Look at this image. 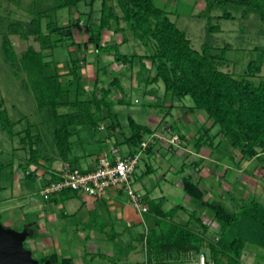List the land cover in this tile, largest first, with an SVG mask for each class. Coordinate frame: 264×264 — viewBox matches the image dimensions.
<instances>
[{
  "label": "crops",
  "instance_id": "obj_1",
  "mask_svg": "<svg viewBox=\"0 0 264 264\" xmlns=\"http://www.w3.org/2000/svg\"><path fill=\"white\" fill-rule=\"evenodd\" d=\"M109 2L115 6L116 14L121 16L122 12L116 6L117 2L115 0H110ZM81 21L84 23L85 20L81 19ZM115 22L112 20L110 25L102 30V44L117 43L120 50L121 45L138 40L134 38L128 23H125L126 21L121 19L119 22ZM88 38L89 35L84 31V28L81 30L74 29V39L77 44L86 42ZM70 49L77 51L78 57L85 56V65L82 69L84 90L79 93L81 98L89 97L96 90L95 81L99 67L105 62L103 66L106 65V68L100 71L102 75L100 76L98 87L100 89L112 88L110 92L112 100L120 101L124 99V94L128 92L127 89L134 86L136 88L139 87L142 93L148 96V104L150 106H159V102H163V106L168 107L165 114L162 112L150 115L145 114L142 110H137L138 112L135 110L140 121L133 114H129L126 126H122L117 118L112 120L110 124V128L115 132H122V129L129 125V116H132L136 122L152 129V134L158 136L157 139L154 137L155 141L152 143L151 148L143 152L141 156L139 163L144 160L146 165L145 169H142V175H146V177L152 175L154 170H156L153 162L159 161L160 172H162V174L159 173L160 180H164L165 183L180 182L182 187V180L186 175L190 176L199 185L201 181H207L209 184L205 185V188L201 186L205 191L206 199L223 202L230 210H235L237 206L250 203L254 199H258L264 204L263 163L258 157L243 158L238 150H234L230 146L227 139L218 134V131L212 133L215 127L209 133H205L203 137H200L202 125L207 123L208 126H211L212 122H207L206 114L203 111L191 110L190 106L192 104L185 101L188 96L178 99L168 93L165 88L160 96V92L151 86L159 81L150 80L146 77L148 71H153L152 78L156 74L151 59L143 58L140 60L138 58L139 61L135 59L132 65L117 61L113 54H103L100 58L102 61L99 62V55L92 44L84 51L76 50V46H71ZM139 53L137 54L147 55L144 52ZM67 61L64 63L59 60V72L62 74L69 70L68 64H66ZM110 69L113 71L109 72ZM71 78V76H67L64 77V80L67 82ZM143 83L147 84L145 89L141 88ZM127 102L128 100L126 99ZM155 102H158V104ZM123 106H131V102L129 101L128 104H116L112 110L105 107L102 113L106 118L108 116L117 117L116 109ZM64 108L69 110L68 107ZM62 111L64 110L62 109ZM164 120L169 125H174L173 130L175 132H180L184 135L186 143L183 142L181 145H176L167 141L169 139L167 135L170 133L161 128ZM150 123L152 125H148ZM79 126L74 127V134L71 138L73 146L69 160H63L60 156L59 150L54 144V136L53 139L49 137V150L46 151L49 155V161L40 160L39 167L32 164L26 168L25 163L29 157V151L22 143L13 148L14 153L15 150L17 152L23 150L25 155L18 161L14 160L11 165L16 176L12 190L13 194L18 198L15 204L8 202L6 210L11 218L7 217L5 219V225L18 231L27 232L25 241L28 240L29 247L26 248L32 251V256L33 250H36L44 255L42 259L49 257V261L52 264H85V260L88 257H90L91 262H95V256L101 257L114 254L113 245H118L123 239L127 240L126 244L131 246L130 252L134 253L136 246H133V241L137 235H140L141 243L144 246V254L142 260L134 262L135 264H195L198 261L197 256L201 254L205 255L207 264H213L212 245L219 237V227H217L218 223L213 213L205 206L200 208V210L203 208L206 210L203 211L205 213L203 215L204 221L209 222V226L217 232V235L211 236V239L202 237L204 245H199L192 239V237L195 239V236H193L195 234L192 233L194 230L192 231V229H196L195 220L199 219V217H194L192 212L195 209L184 206L188 202L191 204V202L195 201L190 196H187L183 205L181 199L173 196L174 204L172 206L164 194L163 185L165 183L161 185L159 182L154 183L155 185L147 186L146 182H144V176L141 178L140 188L145 190L143 192L145 201L148 204V201H151V204L153 202V204L161 203L157 211L151 209L148 213L138 212L129 203V199L125 197L124 191L118 189L111 190L106 197H97L66 189L56 193L49 199H44L45 202L39 199L32 200V198L27 200L22 195V185L18 180L30 177L38 180L43 186L48 180L58 179L59 172L67 163L82 171L92 170L96 166L100 154L107 150L100 149L98 154H95L91 149L85 148L86 145L83 144L82 138L79 137ZM37 127H40L39 122ZM101 127L103 129L107 127L103 124V121L99 123V128L97 129L101 131ZM97 129H93L94 133L100 132ZM15 130L22 131L24 129L19 130L15 126ZM50 132L51 130H49ZM128 132L129 130L123 133V139L119 140L116 138L115 141L117 145L122 144V148H120L121 146L118 147L123 155H129L138 150V147L129 141V137L132 135L131 128L129 134H127ZM22 135H16L12 138L22 137ZM50 135L52 134L50 133ZM160 135L163 137L162 139L159 138ZM110 137L113 136L106 134L104 137L97 136L95 140L111 143ZM214 137L218 143H214V140L208 143V140ZM206 138L208 139L207 141L205 140ZM198 142H201L200 146L197 145ZM163 144L165 148L162 146ZM164 150H167L166 153ZM1 151L3 150L0 148ZM168 154L170 155L169 157ZM139 163L132 174L136 173ZM178 165L180 168H178ZM30 171H34V174L29 175ZM172 171L177 178L176 181L175 177L173 180L167 177ZM179 172L183 174L182 177L177 175ZM156 189L160 193L154 195ZM173 209V214H170L171 212L166 213ZM15 219L18 221L16 222ZM185 225L186 227H184ZM203 226L205 227L206 225L203 224ZM140 229L143 232H139ZM74 238L77 244H71L68 240ZM205 245H207L206 248H203ZM208 249H210L211 253L208 252ZM242 264H264V248L247 243L242 256Z\"/></svg>",
  "mask_w": 264,
  "mask_h": 264
},
{
  "label": "trees",
  "instance_id": "obj_2",
  "mask_svg": "<svg viewBox=\"0 0 264 264\" xmlns=\"http://www.w3.org/2000/svg\"><path fill=\"white\" fill-rule=\"evenodd\" d=\"M81 1H90L91 5L95 3V0H66L55 9L67 5L77 6ZM109 1H102L103 12L97 30L92 23L85 21L83 23L81 19H78L66 25L50 21L45 32L42 27L44 13L40 12L36 18L28 22L20 20L11 22L8 32L3 36L5 58L15 69L18 78L22 77L20 72L25 74L23 81L27 90L33 93L38 109L42 111L44 108H51L52 110L54 128H51L52 133H50L54 136V144L62 159L69 160L74 127L90 125L96 130L99 128V123L106 118L102 113L103 108L112 110L116 104L129 102L126 103L125 98L114 101L110 98L112 88L98 87L102 75L100 71L106 68V65L99 67L95 81L96 90L89 97H80V91L84 90L82 69L85 65V56L68 60L66 64L69 70L64 74L59 72V60L46 59L45 51L51 50L50 55H53L55 48L67 38L72 41L71 46H76V50L84 51L90 44L94 45L99 55V62L103 54H113L117 61L132 65L137 58L151 59L156 71L153 80H162L166 91L178 99L190 96L194 102L190 106L191 110L203 111L207 122H212L211 126L207 123L202 125L200 137L218 125V134L227 139L234 150H238L243 158L258 157L264 166V75H262L264 62L251 60L241 72L226 70L224 67H228L233 61L228 54H225L226 47L217 48L204 44L201 50L193 48L191 40L172 20L169 12L158 7L154 0H115L116 6L122 12L121 16L116 14L115 6L110 5ZM226 1L235 2L246 10L258 13L264 22V0H211L206 4V9L210 10L215 3ZM220 17L231 18L233 15L225 12ZM121 19L128 23L134 38L145 44L155 41L156 48L153 53L123 54L117 43L102 44V30L108 27L112 20L119 22ZM207 26L209 30L220 29L219 26L209 24ZM82 28L88 33L89 38L86 42L77 44L74 39V29ZM10 35H18L22 39L34 36L40 49L30 45L19 56ZM261 51L264 52V50ZM67 76L72 78L66 82L64 77ZM3 102V99H0L1 127L11 137L23 134L21 143L29 151L26 168L32 164L39 167L40 160L49 161V155L46 153L49 150V143L44 141V130L38 127L37 130H33L32 124H28L24 130L16 131L15 126L21 119L12 121L8 110L2 108ZM61 107H68L69 110L61 112ZM162 125L171 136L170 130L174 128V125H169L166 120L162 122ZM129 126L132 130L129 141L137 146L138 150L124 156L140 152L144 141H148V147L144 152L147 151L155 138H158L157 135L152 134V129L139 124L132 116H129ZM177 133L181 140L178 145L186 143L184 135ZM147 134L151 140L146 136ZM112 144L118 147L115 142ZM197 145L200 146L201 142ZM33 174L34 171L29 172V175ZM182 183L186 193L202 206L207 207L218 223L219 237L212 245L213 264H242L247 243L264 248V204L258 199L230 210L223 202L206 199L204 189L190 176H184ZM148 202L149 206L151 205L150 210L157 211L161 206V203ZM170 212H174V209L166 213ZM41 260L40 262L43 263L49 260V257Z\"/></svg>",
  "mask_w": 264,
  "mask_h": 264
},
{
  "label": "rangeland",
  "instance_id": "obj_3",
  "mask_svg": "<svg viewBox=\"0 0 264 264\" xmlns=\"http://www.w3.org/2000/svg\"><path fill=\"white\" fill-rule=\"evenodd\" d=\"M63 1L66 0H0V99H3L4 101L2 108H6L8 110L10 118L13 121H19L21 119V121L16 125V128L19 130L27 128V123L32 124L33 130H37V126L35 124H38L39 122L40 127L38 128H40V130L42 131L44 130L45 132V143H49V136L51 139H53V134L50 135L49 133V130H51L52 133L51 128H54V116L51 113L52 110L51 108H44V110L42 111L38 109V105L33 93L27 90L23 81L25 74L23 72H20L22 77L18 78V76L15 74V69L5 58L3 36L8 32V27L11 22H15L18 20L28 22L31 19L36 18L38 13L40 12L44 13V16L42 18V27L45 32L47 31V24L50 21L56 22L60 25H66L78 19H84L86 22L92 23L95 30L99 28L103 12V0H95V3L93 5L90 4V1H81L77 6L67 5L55 9L58 5H61ZM154 1L158 7H161L169 12L172 20L177 23L178 27L182 29L191 40L193 48L201 50L204 44H209L210 46L217 48L226 47L225 54H228V57L233 61L229 63L228 67H224V69L241 72V70H244L248 62L251 60H259L264 62V52L261 51L264 50V22L261 20L258 13L246 10L241 5L230 1L215 3L210 10L206 9V4H208V2H210L211 0ZM109 4L113 5V3L110 2ZM225 12H230L233 17H220V15L224 14ZM113 22L116 23L114 20ZM208 24L210 26H219L220 29L209 30L207 26ZM126 26L128 25L126 24ZM25 29L26 28H24V30ZM55 37L56 36H54V38ZM10 38L19 56H21L30 45H33L38 50L40 49V45L35 40L34 36H30L28 39H22L18 35H10ZM71 43L72 41L66 38L62 42V44L55 48L53 54L55 57L50 55V53L52 52L51 50H46V59H59L65 63L66 60L70 61L71 59L78 58V52L72 51L70 49ZM155 48V41H149L148 44H145L140 40H135L121 45L120 52L129 55L139 52L151 54L154 52ZM103 63L105 64V62ZM103 63L101 64V67L103 66ZM111 70L112 69H110L109 72ZM151 75H153V71H148L146 77L150 80H153ZM262 75H264V65ZM146 85L145 83H143L141 88L145 89ZM151 86L159 91L161 96V92H163L165 88L164 82L162 80H159L158 83H154ZM127 90L128 92L127 94H124V97L131 102V106H123L122 108H117V117L108 116L107 118H105L103 120V124L107 126L106 129L101 128V131L100 129H97L98 132H100L94 133L90 125L79 126V137L82 138L83 144L86 145L85 148L91 149L93 153L98 154L100 149L108 150L109 145L111 143H114L116 141V138L119 140L123 139V133L128 130L130 132V127H128V125L127 127L122 129V132H115L110 128V124L112 123V120H115L116 118L119 120L122 126H126L128 124V115L133 114L134 117L138 118L137 112L140 110H142L145 114L147 113L150 115L160 114L162 112L163 114L166 113L168 107L163 106V102H159V106H150L148 104V96L144 95L145 93H142V90L139 87L136 88L132 86ZM162 95L164 96L163 93ZM161 100L163 101V99ZM185 101L187 103H191L192 105L194 103L190 96H188ZM156 104H158V102ZM62 109L64 111L68 110L64 107H61V111ZM135 110L138 111L136 112ZM138 119L140 121V118ZM152 119L153 118L151 116V120ZM170 122H172V120H170ZM148 125H152V123ZM161 128L162 130H165L163 125H161ZM214 129L212 130V133L218 131L219 126L217 125ZM129 132L127 134H129ZM106 134H111L113 136L110 137L112 140L111 143L95 140L97 136L104 137ZM146 136L149 138V140H151L148 134ZM168 137L170 138V135H167V138ZM205 140L207 141L208 139L206 138ZM212 141L214 143L216 142V144L218 143V141L215 140V137L211 140H208V143H211ZM19 145H21V137L18 136L15 139L12 138L8 134V132L2 129L0 123V148L3 150L0 152V222L4 224L7 217L11 218L6 210L8 202L10 204H15L16 199L18 198L13 194L12 190V186L15 182L16 176L11 165L13 164L14 160L18 161L25 155V151L23 150H21L20 152H17L15 150L14 153L13 148ZM118 146H121L120 148H122L121 143L118 144ZM162 146L164 147L165 145L163 144ZM166 151L164 150L165 153ZM169 156L170 155L168 154V157ZM16 157L17 159H15ZM158 162L159 161L153 162V166L156 170H154L153 174L149 175V177H146V175H142V169H145L146 167L144 160L139 163V167L137 168L136 173L131 175L132 184L135 189H137L138 191L140 190L139 192H145L144 189L140 188V180L143 176L144 182H146L147 186H152L155 185L154 183L159 182L161 183V185L165 183L164 180L162 181L159 179V175L162 174V172H160V165L158 164ZM178 168H180L179 165ZM181 174L182 173L179 172L177 175L182 177L183 174ZM167 177L173 180L175 177L174 172H170ZM176 180L177 178L175 177V181ZM18 182L22 185V195L27 200H30V198H32V200L39 199L40 201L45 202L44 198L40 194L42 184L38 180H34L33 178L29 177L26 179L18 180ZM208 184L209 183L207 181L200 182V186H202L203 188H205V185ZM163 188L164 194L167 196V200L172 206L174 204L173 196L181 199L183 205L186 201L185 198L189 196L182 185H180V182L165 183L163 185ZM157 193H160L158 189L155 190L154 195ZM125 197L128 198L126 194ZM6 199L9 200L4 201ZM194 201L195 202H191V204L190 202H188L184 206L190 207L193 210L195 209V211L192 213L194 214V217H199V219L197 218L195 220L196 229H192V231L194 230L192 233L195 234L193 235L195 236V239L194 237H192V239L195 240L197 244L204 245L202 237L211 239V236L217 235V232L209 226L208 221H204L203 215L205 213L203 211L206 210H204V208L200 210V208L203 207L202 204L196 200ZM201 212L202 214H200ZM173 213L174 212H171L170 214ZM15 221L17 222L18 220L15 219ZM203 224L206 226L204 227ZM184 227H186V225ZM139 232H143V230L140 229ZM204 234L208 236H205ZM135 238L136 239L133 241V246H136V250L134 253L130 252L131 246L126 244L127 240L123 239L119 242V244L117 243L118 245H113L114 254L104 255L101 257L95 256V262H91L90 257H88V259L85 260V264H135L134 262L141 261L144 254V246L141 243L142 239L140 235H137ZM68 240L71 244H77L75 238L72 240ZM27 242L28 240L25 242V245L28 248L29 243ZM206 246L207 245L203 246V248H206ZM208 252L211 253L210 249H208ZM33 256L36 259H39V261H42L41 259L44 255L40 254L36 250H33ZM197 258L199 259V255L197 256ZM43 263L40 262V264Z\"/></svg>",
  "mask_w": 264,
  "mask_h": 264
},
{
  "label": "built area",
  "instance_id": "obj_4",
  "mask_svg": "<svg viewBox=\"0 0 264 264\" xmlns=\"http://www.w3.org/2000/svg\"><path fill=\"white\" fill-rule=\"evenodd\" d=\"M167 141L176 144L181 141L179 133L173 129ZM160 139L163 137L160 135ZM143 149L130 156H124L119 147L110 144L109 149L98 157L96 166L89 171H82L77 167L66 164L59 172V178L48 180L42 186L41 195L44 199L53 197L56 193L66 189L87 193L97 197L108 196L111 190H122L128 196L129 203L140 213L150 211L149 204L145 201V195L134 188L131 175L139 163L142 153L148 147V141L142 142ZM195 264H207L204 254L199 256Z\"/></svg>",
  "mask_w": 264,
  "mask_h": 264
},
{
  "label": "water",
  "instance_id": "obj_5",
  "mask_svg": "<svg viewBox=\"0 0 264 264\" xmlns=\"http://www.w3.org/2000/svg\"><path fill=\"white\" fill-rule=\"evenodd\" d=\"M26 231H18L0 222V264H40L24 246ZM43 264H52L47 260Z\"/></svg>",
  "mask_w": 264,
  "mask_h": 264
}]
</instances>
